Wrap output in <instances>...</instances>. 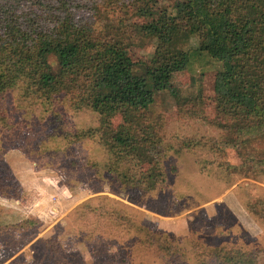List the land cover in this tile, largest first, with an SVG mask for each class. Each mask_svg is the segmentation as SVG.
Masks as SVG:
<instances>
[{
	"label": "trees",
	"instance_id": "1",
	"mask_svg": "<svg viewBox=\"0 0 264 264\" xmlns=\"http://www.w3.org/2000/svg\"><path fill=\"white\" fill-rule=\"evenodd\" d=\"M192 35L197 47L183 49ZM146 39L155 41L153 53L133 62L130 47ZM200 54L220 64L213 96L183 97L171 86V76L186 70ZM14 87L19 97L32 98L49 114L66 145L80 139L100 143L107 156L101 168L112 184L124 187L132 203L165 183L160 161L174 144L192 154L207 145L226 175L258 179L264 173V0H0L1 125L6 93ZM162 91L175 101L179 119L204 121L218 136L162 135L159 121H153L154 96ZM61 106L88 108L98 115L99 126L69 130ZM57 148L52 137L45 136L28 147L25 156L42 159ZM228 150L239 158L237 164L224 159ZM85 163L97 170V163ZM20 190L5 169L0 196L18 200ZM99 201L77 206L75 219L97 216L108 237L130 233L128 224L134 218L129 207L107 208L103 201L109 199ZM245 208L264 224V199ZM34 223L29 218L13 226ZM95 233L93 228L84 237L89 241ZM134 233L140 236L136 248L165 264H258L259 249L231 236L207 248L193 243L190 258L168 235L142 227Z\"/></svg>",
	"mask_w": 264,
	"mask_h": 264
},
{
	"label": "rangeland",
	"instance_id": "2",
	"mask_svg": "<svg viewBox=\"0 0 264 264\" xmlns=\"http://www.w3.org/2000/svg\"><path fill=\"white\" fill-rule=\"evenodd\" d=\"M154 45V40L146 39L130 47L131 60L149 57ZM196 47L197 37L192 35L183 49ZM219 65L200 54L191 58L186 70L174 73L170 84L183 97L200 93L212 97L213 77ZM52 67L56 68L54 64ZM19 92L14 87L6 93V119L0 124V174L9 169L21 188L18 200L0 196V264H165L151 252L136 248L140 236L134 230L140 227L168 235L190 258L195 254L193 243L207 248L231 236L241 239L250 249H259L258 264H264V224L254 220L245 208L247 203L264 199V173L258 179L229 176L217 167L207 145H200L197 153L192 154L174 144L160 161L165 183L153 194L138 195L132 203L124 187L112 184L101 168L107 156L100 143L80 139L66 145L49 114L40 110L32 98L19 97ZM61 111L69 130L99 126L98 115L88 108L73 111L61 106ZM153 121H159L161 134L169 139L172 136L209 139L219 133L204 121L179 119L175 101L165 91L154 96ZM117 123L115 118L113 124ZM45 136L52 137L57 152L42 159H28L27 148ZM19 154L30 163V171L40 172L33 180L36 187L31 190L23 188L6 160L7 155L12 156L10 163L16 167L21 160L17 159ZM226 156L224 159L232 164L239 162L231 150ZM86 160L97 163V170H89ZM103 198L110 200V203L103 201L107 208L129 207L126 209L134 220L127 223L131 230L122 233L125 237L103 235L104 224L97 221V216L75 219L73 212L77 206L86 202L95 206ZM30 205H33L30 210L37 209L39 217L28 212ZM29 218L35 221L33 225L13 226ZM93 220L97 225L92 224ZM93 228L97 233L87 241L84 236Z\"/></svg>",
	"mask_w": 264,
	"mask_h": 264
},
{
	"label": "crops",
	"instance_id": "3",
	"mask_svg": "<svg viewBox=\"0 0 264 264\" xmlns=\"http://www.w3.org/2000/svg\"><path fill=\"white\" fill-rule=\"evenodd\" d=\"M18 158H19V160L20 159L21 160L18 161V164H15L16 167H14L13 164L10 163V160L13 159L12 156H10V158L8 155L6 156V160H9V164H10L11 168L13 169V172H15V175L18 178L19 182L22 183L23 188L25 190H31L33 188V186H35V184L33 183V180H34V178L39 177L40 172L35 173L34 170L30 171V169H32V167H31L30 163L27 162L26 159L22 155L19 154V157H17V159ZM25 172H28V173H25ZM31 174H33V175H31ZM31 206H33V205H30L27 207L28 212H30V213L32 212V214H36L37 209L34 208L33 210H30ZM37 216L39 217V215H37Z\"/></svg>",
	"mask_w": 264,
	"mask_h": 264
}]
</instances>
